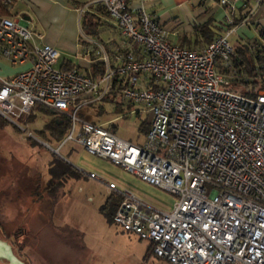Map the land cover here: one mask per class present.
Here are the masks:
<instances>
[{"label": "built area", "instance_id": "obj_1", "mask_svg": "<svg viewBox=\"0 0 264 264\" xmlns=\"http://www.w3.org/2000/svg\"><path fill=\"white\" fill-rule=\"evenodd\" d=\"M99 2L122 40L139 49L109 53L84 36L79 55L105 67L95 78L65 69L60 52L20 14L0 15V58L27 64L0 76V117L25 129L37 106L65 113L70 126L60 145L73 141L175 195L165 211L119 192L113 222L146 239L154 256L169 264H264V88L255 96L235 92L216 68L232 67L235 1L220 0L228 9L217 22L222 31L200 49L169 42L143 7L131 12L127 0ZM117 88L116 97L147 108L139 144L79 117Z\"/></svg>", "mask_w": 264, "mask_h": 264}, {"label": "rangeland", "instance_id": "obj_2", "mask_svg": "<svg viewBox=\"0 0 264 264\" xmlns=\"http://www.w3.org/2000/svg\"><path fill=\"white\" fill-rule=\"evenodd\" d=\"M237 29L228 36L231 44L237 40L243 42L254 34L248 25H237ZM99 35L104 41L109 37L122 41L117 28H105ZM60 54V60L76 61L74 56ZM0 62L10 66L3 58ZM3 72L0 69V76ZM100 104L104 111L97 115ZM82 110L90 113L97 124L113 125L112 131L122 139L134 144L144 139L141 126L148 123V112L142 104L115 97L85 105ZM32 114L25 121V129L0 117V239L11 247L14 255L24 264H169L152 254L145 260L149 242L133 233L135 236L117 234L116 224L106 222L99 208L108 197L124 190L165 211L171 210L176 196L73 141L60 145L43 140L39 130L52 115L42 106H37ZM19 122L23 123L22 118ZM51 156L67 161L81 174L58 187L54 196L46 190L49 179L46 164ZM90 172L96 177H90ZM109 183L115 188L111 189ZM15 232L21 249L13 240ZM86 240L92 242L93 249ZM0 264L8 263L1 258Z\"/></svg>", "mask_w": 264, "mask_h": 264}, {"label": "crops", "instance_id": "obj_3", "mask_svg": "<svg viewBox=\"0 0 264 264\" xmlns=\"http://www.w3.org/2000/svg\"><path fill=\"white\" fill-rule=\"evenodd\" d=\"M73 1L78 4L82 3V7L86 6V10L94 12H97L101 6L100 0ZM230 1L236 3L234 15L238 18L241 17L238 26L248 25L254 33L251 38L247 37L245 41L257 37L256 25L264 27V0ZM127 2L131 12H135L140 7L145 8L168 32L169 42L195 49H200L208 43V35L205 36L199 27L208 23L215 38L222 31L217 26V22L222 20L228 11L227 7L218 0H127ZM10 12L12 15L20 14L28 27L32 26L33 31L42 34V40L59 49L62 55L74 56L76 61L69 59L72 63L81 68H87L91 64L85 57L79 55L81 51L79 42L81 17L78 9L69 6L68 0H11ZM111 27L113 28L112 25H108L103 29ZM241 38L243 37L239 36V39ZM105 42H110L111 51L116 50V45L115 49L113 48L116 42L120 43L119 40L111 37ZM121 44L122 47L126 45L136 50L139 49L137 44L127 41L122 40ZM67 59L63 58L62 61ZM25 67H27L26 63L5 66L0 62V69L4 71L1 74L5 77L11 76ZM70 219L74 220L72 216ZM116 230L117 234L125 236V234L119 233L118 229ZM87 238L89 239V236ZM86 242L88 247L92 248L90 245L92 242L87 240Z\"/></svg>", "mask_w": 264, "mask_h": 264}, {"label": "trees", "instance_id": "obj_4", "mask_svg": "<svg viewBox=\"0 0 264 264\" xmlns=\"http://www.w3.org/2000/svg\"><path fill=\"white\" fill-rule=\"evenodd\" d=\"M6 1L7 0H0V15L10 16L12 15V13L10 12L11 4H7ZM68 3L72 8H80L83 6L82 3L78 4L73 0H68ZM80 17L81 34L79 35V42L81 44V49H83L82 45L86 44L83 38L84 36H86L104 43L107 46L108 52L110 53V42L108 43L102 40L99 33L105 26L112 25L113 29H116V27L112 23H108V21H106L107 13L103 9V7L100 6V8L97 9V12L85 10L80 14ZM240 20L241 17L238 18L236 17V15H234L233 25H238L240 23ZM199 30H201L205 34V36L208 35V43L214 39L213 32L210 30L208 23H204V25L200 26ZM256 33L257 37L250 41H237L235 44H232L234 55L232 57L231 68H226L219 62L216 63L217 70L226 78H228L227 87L235 92L249 96H255L259 90L264 88V27L256 25ZM113 42L115 41L113 40ZM115 44L120 51H125L127 49L126 46H121V42L119 44H117L116 42ZM93 58L94 57L92 56L91 59ZM62 66L65 69L77 68L91 78L97 77L104 71V66L100 62L91 63L87 68H81L77 64H74L72 63V61L67 59L62 62ZM118 92H120L118 88L116 90L108 92L101 101L113 100L117 96ZM42 108L45 111L51 113L52 119L48 123H45L43 125L42 130H39L41 138H43V140H52L56 143H60L69 129V117L65 113H61L59 111H51L50 108L43 106ZM82 108L78 112L79 116L93 123H97L91 118V114L83 111ZM97 111H99L98 113H96L97 115L102 114V112L104 111L102 104L99 105ZM32 117L33 114L31 112V114H29L27 118L30 119ZM106 128L112 130L114 126L110 124ZM147 128V123L141 126V130L144 134ZM46 172L49 175L46 190L51 195L56 192V189L58 187L64 186L67 180L78 179L81 176L79 170L76 169L73 165L55 156H51V158L47 161ZM64 194L65 191H63L62 195ZM121 199V194H116L114 195V197H108L107 200L100 206L99 210L102 215H104L106 222L110 224L113 223V214ZM114 226L119 230L120 233H129L130 235H132L130 232L124 231L116 225ZM150 248L151 245L149 243L146 249L145 260H147L149 255L152 254ZM154 257L157 260H161V258H158L156 256Z\"/></svg>", "mask_w": 264, "mask_h": 264}, {"label": "water", "instance_id": "obj_5", "mask_svg": "<svg viewBox=\"0 0 264 264\" xmlns=\"http://www.w3.org/2000/svg\"><path fill=\"white\" fill-rule=\"evenodd\" d=\"M5 258L8 264H23L11 250V247L0 239V259Z\"/></svg>", "mask_w": 264, "mask_h": 264}, {"label": "flooded vegetation", "instance_id": "obj_6", "mask_svg": "<svg viewBox=\"0 0 264 264\" xmlns=\"http://www.w3.org/2000/svg\"><path fill=\"white\" fill-rule=\"evenodd\" d=\"M13 240L14 242H16L17 245H19V241H18V233L15 232V234H12ZM19 249H21V246L19 245ZM17 257V256H16ZM18 258V257H17ZM19 259V258H18ZM24 264V263H23Z\"/></svg>", "mask_w": 264, "mask_h": 264}]
</instances>
